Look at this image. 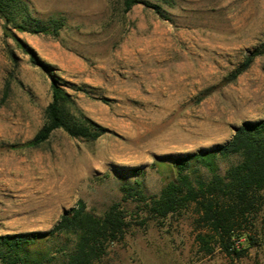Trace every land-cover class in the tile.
Masks as SVG:
<instances>
[{
    "label": "rangeland",
    "instance_id": "rangeland-1",
    "mask_svg": "<svg viewBox=\"0 0 264 264\" xmlns=\"http://www.w3.org/2000/svg\"><path fill=\"white\" fill-rule=\"evenodd\" d=\"M25 1L32 18L63 17L66 27L57 38L15 31L35 64L0 21V235L49 232L79 201L97 216L114 203L135 212L123 184L139 181L158 195L178 176L174 157L224 144L235 127L264 118V0H176L163 5L169 19L144 4L125 12L122 0ZM50 70L86 90L66 87L109 133L86 141L57 130L40 147L26 146L46 121ZM216 161L224 174L238 157ZM195 175L210 174L196 164ZM195 218L188 208L163 221L134 220L103 264H264V225L262 245L232 261L199 252Z\"/></svg>",
    "mask_w": 264,
    "mask_h": 264
},
{
    "label": "trees",
    "instance_id": "trees-1",
    "mask_svg": "<svg viewBox=\"0 0 264 264\" xmlns=\"http://www.w3.org/2000/svg\"><path fill=\"white\" fill-rule=\"evenodd\" d=\"M124 11L144 4L164 19H169L163 5L174 8L176 0H122ZM0 21L5 35L12 38L35 64L41 63L35 52L17 32L47 34L57 38L66 27L63 17L48 22L32 18L25 0H0ZM257 50L246 57L231 75L232 81L247 71ZM48 70V66L44 65ZM51 101L46 108V121L27 147L38 148L57 130L72 138L96 141L109 129L88 118L66 90L86 92L63 81L49 71ZM237 156L224 174L219 172L217 157ZM196 164L205 167L208 177L195 175ZM177 178L168 182L160 194L148 196L139 181L136 185L123 184V201L138 203L135 212H128L120 203L112 204L101 216L89 211L83 201L66 212L49 232H29L0 235V264H103L108 249L121 243L130 231L133 221L144 225L147 220L163 221L169 216L192 208L196 214L195 230L198 250L206 256L220 253L230 260L248 256L250 250L260 247V228L264 225V118L247 121L234 128V134L224 144L203 149L197 153L172 159ZM140 174V169H133ZM146 214V218H142ZM58 241V242H57ZM62 241V244H58Z\"/></svg>",
    "mask_w": 264,
    "mask_h": 264
}]
</instances>
